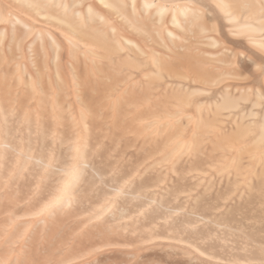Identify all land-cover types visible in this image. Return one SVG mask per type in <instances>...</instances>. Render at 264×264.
Wrapping results in <instances>:
<instances>
[{
  "label": "bare ground",
  "instance_id": "6f19581e",
  "mask_svg": "<svg viewBox=\"0 0 264 264\" xmlns=\"http://www.w3.org/2000/svg\"><path fill=\"white\" fill-rule=\"evenodd\" d=\"M0 264H264V0H0Z\"/></svg>",
  "mask_w": 264,
  "mask_h": 264
}]
</instances>
